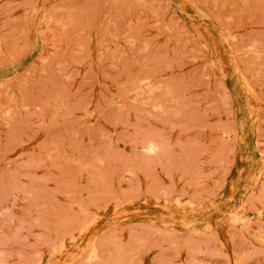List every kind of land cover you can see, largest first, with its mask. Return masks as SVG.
Wrapping results in <instances>:
<instances>
[{
    "label": "rangeland",
    "instance_id": "374dc122",
    "mask_svg": "<svg viewBox=\"0 0 264 264\" xmlns=\"http://www.w3.org/2000/svg\"><path fill=\"white\" fill-rule=\"evenodd\" d=\"M0 264H264V0H0Z\"/></svg>",
    "mask_w": 264,
    "mask_h": 264
}]
</instances>
